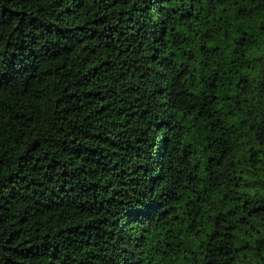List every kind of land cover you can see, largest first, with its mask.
<instances>
[{
  "label": "trees",
  "instance_id": "trees-1",
  "mask_svg": "<svg viewBox=\"0 0 264 264\" xmlns=\"http://www.w3.org/2000/svg\"><path fill=\"white\" fill-rule=\"evenodd\" d=\"M0 264H264V0H0Z\"/></svg>",
  "mask_w": 264,
  "mask_h": 264
}]
</instances>
